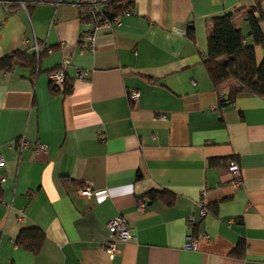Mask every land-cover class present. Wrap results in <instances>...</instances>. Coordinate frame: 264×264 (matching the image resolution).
Here are the masks:
<instances>
[{
	"label": "crops",
	"instance_id": "0c3cea01",
	"mask_svg": "<svg viewBox=\"0 0 264 264\" xmlns=\"http://www.w3.org/2000/svg\"><path fill=\"white\" fill-rule=\"evenodd\" d=\"M78 1L0 0V57L46 48L35 67L0 70V264H264V96L221 104L203 64L206 20L235 10L261 61L244 18L254 0H132L93 51ZM58 68L66 94L50 90ZM116 216L133 238L109 256ZM33 227L36 251L16 244Z\"/></svg>",
	"mask_w": 264,
	"mask_h": 264
},
{
	"label": "trees",
	"instance_id": "16d2710c",
	"mask_svg": "<svg viewBox=\"0 0 264 264\" xmlns=\"http://www.w3.org/2000/svg\"><path fill=\"white\" fill-rule=\"evenodd\" d=\"M57 1V0H43ZM26 3L32 4L29 0ZM262 0H254V4L244 12L249 32L254 44L264 43V33L259 22L264 19L261 13ZM132 0L107 1V14L110 17L122 15L131 8ZM235 11H228L212 16L206 20V51L203 64L210 77L215 91L222 99L221 104L234 101L242 94L264 96V55L259 63L255 60L253 46L244 41L242 29L235 22ZM81 15V14H80ZM46 48H41L36 54L26 50H15L0 57V70L9 71L15 65L37 66ZM53 72V71H52ZM64 72V70H63ZM50 90L66 94L70 92L72 83L66 78L64 72L63 88H56L52 80ZM148 195L154 197L155 193ZM43 238V232L37 228L21 229L16 244L22 245L31 251H36Z\"/></svg>",
	"mask_w": 264,
	"mask_h": 264
},
{
	"label": "built area",
	"instance_id": "2783aa9c",
	"mask_svg": "<svg viewBox=\"0 0 264 264\" xmlns=\"http://www.w3.org/2000/svg\"><path fill=\"white\" fill-rule=\"evenodd\" d=\"M23 5L26 4L25 0H19ZM30 3H37V2H45L43 0H29ZM78 7L80 8V14L86 20L88 25V29L83 34V48L89 51L94 50L93 41L95 34L98 30L103 28L112 27L115 24L119 23L120 15L115 17H110L107 14V2L98 1V0H79L77 2ZM129 12V11H127ZM126 13V12H125ZM26 43V40L23 42ZM41 45L34 44L32 46V50L38 54L41 50ZM83 73L79 72L77 77H82ZM49 78L52 80L53 84L56 88L62 89L63 82H64V72L62 68H58L50 73ZM138 91H133L130 93L129 98L131 100H136L138 98ZM19 147H25L30 143L26 141L24 138H21L19 141ZM33 150L35 153L39 151H45L46 146L42 143H36L33 146ZM3 161V158L0 156V163ZM228 171L232 174L234 178L232 185L237 186L239 182V168L235 162H230L228 166ZM5 180L4 176H0V183ZM82 195H90V188L85 186V188L81 191ZM145 203L139 202L138 208H144ZM203 214V211H201ZM108 231H109V240L104 244L103 249L109 255L112 256L116 250V243L117 242H126L133 238V234L131 229L129 228L126 219L121 216H116L111 218L108 221ZM206 238V236H203ZM198 244V240L192 235L188 234L186 236V240L184 242V248L186 249H195Z\"/></svg>",
	"mask_w": 264,
	"mask_h": 264
}]
</instances>
